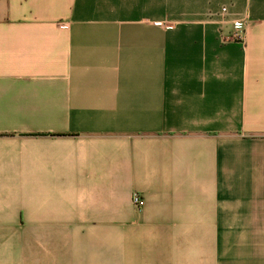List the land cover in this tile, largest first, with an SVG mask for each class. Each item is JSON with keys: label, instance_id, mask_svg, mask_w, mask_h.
<instances>
[{"label": "crops", "instance_id": "0c3cea01", "mask_svg": "<svg viewBox=\"0 0 264 264\" xmlns=\"http://www.w3.org/2000/svg\"><path fill=\"white\" fill-rule=\"evenodd\" d=\"M0 264H264V0H0Z\"/></svg>", "mask_w": 264, "mask_h": 264}, {"label": "built area", "instance_id": "2783aa9c", "mask_svg": "<svg viewBox=\"0 0 264 264\" xmlns=\"http://www.w3.org/2000/svg\"><path fill=\"white\" fill-rule=\"evenodd\" d=\"M224 12H227V9L224 8ZM234 34L235 38L239 39L240 41H244L246 37V23L243 22H236L234 24ZM134 203L139 207L143 208L146 204L144 200L141 199L139 194H134L133 196Z\"/></svg>", "mask_w": 264, "mask_h": 264}, {"label": "rangeland", "instance_id": "374dc122", "mask_svg": "<svg viewBox=\"0 0 264 264\" xmlns=\"http://www.w3.org/2000/svg\"><path fill=\"white\" fill-rule=\"evenodd\" d=\"M25 235V240L30 241L31 240V235L32 234H24ZM16 239V238H15Z\"/></svg>", "mask_w": 264, "mask_h": 264}]
</instances>
